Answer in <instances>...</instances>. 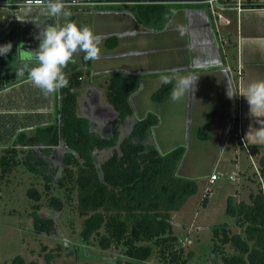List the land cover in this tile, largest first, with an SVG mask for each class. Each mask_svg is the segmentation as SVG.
Here are the masks:
<instances>
[{"label": "rangeland", "instance_id": "obj_1", "mask_svg": "<svg viewBox=\"0 0 264 264\" xmlns=\"http://www.w3.org/2000/svg\"><path fill=\"white\" fill-rule=\"evenodd\" d=\"M4 1L0 0V3ZM43 7L28 5L33 12L25 16L37 19L11 22V27L0 29V44H12L11 51L0 56V73H8V84L28 76L27 70L17 75L18 67L30 62L28 51L38 47L39 40L36 37L44 27L66 22L63 16L53 17ZM8 8H11L8 4H0V27L9 16H16ZM65 8L72 12L70 20L88 26L98 37V56L95 60L86 61L85 53L78 50L68 61L77 64L84 72L78 89L79 113L90 120L91 129L96 134L105 136L118 120V112L106 98L110 77L121 72L131 83L130 86L133 85L129 97L133 112L119 122L115 146L94 151L96 164L100 166L119 147L138 121L150 113L156 114L158 122L149 128L145 143L153 145L161 155L182 149L175 174L193 179L196 183L195 193L188 197L177 212H172L173 232L178 237L176 247L182 249V258L188 261L187 264H221L223 255L213 251L215 245L228 256L236 251L231 244L223 245L214 239L212 228L227 223L231 233L245 237L234 216L227 212L228 200L232 197L234 204L243 200L249 202L252 192L256 193L260 188L264 192V176L259 162L262 154L253 155L250 159L248 153L241 149L239 166L236 167V157L233 159L231 155L234 152L233 141H225L227 122L223 118L214 120L213 112L217 108L213 102H199L197 95L192 92L185 93L175 101L171 97L162 100V93L154 97L161 87L165 89L161 75L176 80L183 74L179 70L184 65L181 52L189 50L192 55L196 52L195 47L186 49V46L180 45V35L176 31H151V28L164 25L170 16L168 10L171 7L165 9L160 22L152 20L143 23L149 28L148 31L131 29V26H135V16L129 14L132 12L126 8L123 11L128 14H122V7ZM197 63L195 59L192 64ZM195 69L200 68L196 65ZM61 98V89L45 95L31 80L7 91L0 87V155L5 148L16 143L20 161L12 173L6 175L3 181L0 180V264H13L19 256L24 257L27 263L35 264H125L129 259L124 254V248L112 246L103 249L99 246L98 240L105 233L104 228L100 234L92 235L90 243L83 239L84 217L78 210L76 194L69 196L57 184L58 178L63 175L62 159L65 152L70 150L66 143L57 150L50 148L51 154L47 156L50 163L46 172H54L51 191L46 188L45 174L33 173L23 162L29 158L28 150L31 149L24 141L31 135L39 134L40 128L25 132L18 131V128L46 119L55 124L60 122L58 107ZM41 106H47L51 113L37 111ZM5 109L9 111L4 112ZM45 147V144L38 143L32 148L35 157L31 160L34 163L40 164L46 158ZM213 174L218 178L211 182ZM33 190L40 193L39 201L30 197L29 191L33 193ZM52 196L60 199L61 204L52 206ZM206 197L208 201L204 205L203 199ZM35 203L40 205V215L52 220L50 233L36 232L32 217ZM65 239L67 244H64ZM159 250L155 246V252L149 258L132 261L135 264H165Z\"/></svg>", "mask_w": 264, "mask_h": 264}, {"label": "trees", "instance_id": "obj_2", "mask_svg": "<svg viewBox=\"0 0 264 264\" xmlns=\"http://www.w3.org/2000/svg\"><path fill=\"white\" fill-rule=\"evenodd\" d=\"M14 2H45V0H13ZM80 1H114V0H64V2ZM139 2L130 10L136 13L141 22L158 21L165 12V5H144L147 1L164 0H123ZM16 47V46H15ZM17 51V48H15ZM18 52V51H17ZM67 85L61 88L62 98L59 101L58 113L60 122L41 127L40 133L26 138L24 144L29 158L23 162L35 174H45L48 191L54 186V172L47 170L51 147L66 143L72 151L65 152L63 175L57 184L67 194H76L78 210L83 219L82 236L86 243L91 242L93 234H101L98 244L103 249L112 246L124 248L127 256L125 264H135L133 259L145 260L155 246L159 247L160 257L165 264H187L182 258L183 251L176 247L178 237L173 232L172 212L178 211L184 202L196 191L193 179L176 176V169L182 157V149L161 155L151 144L145 143L149 128L157 124L156 114L138 121L129 136L124 138L118 148L106 158L100 166L95 162L94 151L114 147L119 122L132 114L129 101L131 83L123 73L117 72L110 77L106 87V98L118 112V120L111 127L112 132L100 136L91 129L90 120L79 113L78 89L83 80L84 72L77 64L68 62L62 68ZM8 75L0 73V87L7 85ZM7 78V79H6ZM173 83L164 84L154 94L162 93L161 99H169ZM45 144V157L42 163L36 164L33 146ZM77 154V155H76ZM19 150L16 143L4 149L0 155V180L12 173L20 164ZM34 159V158H33ZM260 170L264 176V155L259 159ZM29 195L36 201L40 193L33 190ZM207 197L203 199L204 205ZM61 204L60 199L52 196L51 205ZM33 222L36 232L52 231L53 222L39 213L40 205L33 206ZM227 212L234 216L237 226L243 229L245 237L230 231L227 223L213 226L214 239L223 245L231 244L236 253L225 255L218 245L213 251L222 253L221 264H264V192L250 194V202L239 201L234 204L232 197L228 200ZM153 243V244H152ZM13 264L27 263L24 257H18ZM92 264V263H85Z\"/></svg>", "mask_w": 264, "mask_h": 264}, {"label": "crops", "instance_id": "obj_3", "mask_svg": "<svg viewBox=\"0 0 264 264\" xmlns=\"http://www.w3.org/2000/svg\"><path fill=\"white\" fill-rule=\"evenodd\" d=\"M137 3L139 2L123 0L80 1L65 6L72 8L81 6L122 7L120 8L122 11L126 8L127 11L132 12L129 14L135 16V20H133L135 26H131V29L148 31L149 28L145 27L135 15L136 13L129 8ZM142 3H145L144 5L163 4L165 9L171 7V10H168L170 16L164 25H160L159 28H151L152 32L157 33L159 30V32L172 33L176 31L180 35V45L186 46V49L195 47L196 52L193 55L189 50H183L180 54L182 59L184 58L181 60L184 65L179 67L183 73L181 76H191L193 80H196L189 93L197 95L199 102L202 100L205 103L213 102L214 107L217 108L213 112L214 120L218 121L223 118L227 122L225 141H233L234 152L231 155L233 159L236 157V167L239 166L238 158L241 149L248 153L250 159L259 153L262 154L260 156L262 157L264 155V112L250 111V105L242 94L251 82L264 80V0H242L241 10L238 9L236 0H219L215 6L217 13L213 12L205 0H164ZM0 4H10L11 8H8L10 12L16 13V16H9L5 24L0 27L1 30L11 27V22L37 19L25 16L29 12H33L28 8V5L13 0H5ZM46 8L43 7V9ZM122 14L128 13L123 11ZM195 59L198 62L196 65L200 69H195L196 65L192 64ZM240 67L241 74L239 73ZM6 74L8 75V73ZM29 82L30 79L26 76V78H20L13 83L10 82L11 84L7 83L8 86L3 89L7 91ZM232 91L236 93L229 96L228 92ZM20 109L19 111H21ZM5 111H9V109H5ZM37 111L43 114L51 113V109L47 106H41L37 108ZM50 124L52 122L46 119L39 123L22 125L18 131L25 132V130L41 128ZM111 131L110 128L105 134H110ZM62 144L65 143L61 142L51 149L57 150L56 148ZM42 217L44 216L42 215Z\"/></svg>", "mask_w": 264, "mask_h": 264}, {"label": "clouds", "instance_id": "obj_4", "mask_svg": "<svg viewBox=\"0 0 264 264\" xmlns=\"http://www.w3.org/2000/svg\"><path fill=\"white\" fill-rule=\"evenodd\" d=\"M45 3L47 11L53 17L63 16L66 22L63 25L49 24L44 27L36 37L39 40L38 47L34 51H28L30 62L21 64L17 75L27 70L31 82L48 95L67 85L62 68L78 50L85 53L86 61L97 58L98 37L88 26L78 25L69 19L72 12L65 8L64 0H45ZM11 49V42L0 44V56H5ZM160 79L164 84L173 83L167 75H161ZM195 81L191 76L176 79L170 93L171 99L179 100L185 93L189 94ZM234 92H228V95L232 96ZM242 95L250 105V111L264 112V80L251 82ZM67 243L65 239L64 244Z\"/></svg>", "mask_w": 264, "mask_h": 264}, {"label": "built area", "instance_id": "obj_5", "mask_svg": "<svg viewBox=\"0 0 264 264\" xmlns=\"http://www.w3.org/2000/svg\"><path fill=\"white\" fill-rule=\"evenodd\" d=\"M219 0H205V2L207 4H209V6L212 8L213 12L214 13H217L216 12V9H215V6H216V3L218 2ZM237 3H238V9L241 10L242 9V0H236ZM186 2V1H185ZM75 2H64V5H69V4H74ZM15 4V3H14ZM20 4H23V5H40V6H44L46 7V3L45 2H20ZM10 5V4H9ZM224 8V7H223ZM219 14V13H218ZM239 73L241 74L242 73V70H241V67L239 69ZM218 177L213 174L211 176V182L215 181Z\"/></svg>", "mask_w": 264, "mask_h": 264}]
</instances>
